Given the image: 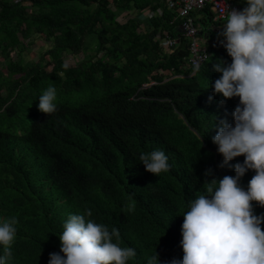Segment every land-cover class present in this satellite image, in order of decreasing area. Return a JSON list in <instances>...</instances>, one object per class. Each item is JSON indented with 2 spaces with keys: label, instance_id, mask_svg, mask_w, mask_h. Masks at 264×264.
Returning <instances> with one entry per match:
<instances>
[{
  "label": "trees",
  "instance_id": "16d2710c",
  "mask_svg": "<svg viewBox=\"0 0 264 264\" xmlns=\"http://www.w3.org/2000/svg\"><path fill=\"white\" fill-rule=\"evenodd\" d=\"M121 12L131 17L120 22ZM176 17L164 0H0V218L19 219L12 264H48L69 214L89 209L90 219L119 230L122 247L136 249L128 264L183 258L188 202L245 158L221 168L212 142L214 124L232 123L239 104L208 88L221 75L215 64L231 63L214 35L226 21L215 22L210 6L196 15L213 44L193 73ZM165 37L174 45L164 47ZM38 40L48 48L27 59ZM49 85L58 108L47 115L38 99ZM155 149L171 165L159 176L139 159Z\"/></svg>",
  "mask_w": 264,
  "mask_h": 264
},
{
  "label": "clouds",
  "instance_id": "9594fccd",
  "mask_svg": "<svg viewBox=\"0 0 264 264\" xmlns=\"http://www.w3.org/2000/svg\"><path fill=\"white\" fill-rule=\"evenodd\" d=\"M244 2L246 7L241 10L228 11L220 33V43L231 63L221 59L215 64V71L221 75L214 84L209 82L208 88H214V96L224 98L222 103L239 98L233 122L224 118L213 126L216 135L212 142L223 157L219 166L231 167L229 162L240 156L245 159L234 165V176L206 182L205 194L188 202L181 229L183 258H173L169 264H264V214L257 215L253 207V202L264 207V0ZM157 13L163 14L162 10ZM178 20L184 38L183 22L175 18ZM203 33L201 30L202 48L208 59L207 50L213 42ZM203 65L201 60L194 61L193 73L200 72ZM57 98L56 87L49 85L39 96V110L47 115L55 113ZM139 159L146 171L156 176L171 168L162 149L141 153ZM249 170L255 175L245 188L241 179ZM212 174L211 169L205 173ZM91 216L90 209L69 214L58 236L60 253H51L48 264H128L135 258V248L119 243L118 229L110 231ZM18 224L17 216L0 218V264H12ZM149 264H160L157 254Z\"/></svg>",
  "mask_w": 264,
  "mask_h": 264
},
{
  "label": "built area",
  "instance_id": "2783aa9c",
  "mask_svg": "<svg viewBox=\"0 0 264 264\" xmlns=\"http://www.w3.org/2000/svg\"><path fill=\"white\" fill-rule=\"evenodd\" d=\"M170 11L176 13L184 27V39L189 43L191 62L201 60L202 65L207 59V54L202 48V36L200 23L195 19L196 15L210 6L215 13L214 21L227 19L228 11L235 8L241 10L245 6L244 0H165ZM202 37V38H201ZM162 40L164 47L174 45V41L168 37Z\"/></svg>",
  "mask_w": 264,
  "mask_h": 264
},
{
  "label": "rangeland",
  "instance_id": "374dc122",
  "mask_svg": "<svg viewBox=\"0 0 264 264\" xmlns=\"http://www.w3.org/2000/svg\"><path fill=\"white\" fill-rule=\"evenodd\" d=\"M141 17H143V19H145V18H144L145 15H143V16H141ZM220 33H221V32H214V35H215L216 37H222V36L220 35ZM46 48H48V45H46V43H44L43 40H38L37 44L33 46V49H32V50L30 49V52H29V55H28V58H27V59L32 60V59H34L35 57H39V56H41V55L45 52ZM12 57H13L14 59H17V54H16V52L12 54ZM0 61H2V63H4V60H3L2 58H0ZM4 64H5V63H4ZM0 68H1V67H0Z\"/></svg>",
  "mask_w": 264,
  "mask_h": 264
},
{
  "label": "crops",
  "instance_id": "0c3cea01",
  "mask_svg": "<svg viewBox=\"0 0 264 264\" xmlns=\"http://www.w3.org/2000/svg\"><path fill=\"white\" fill-rule=\"evenodd\" d=\"M152 15H153V11L150 9V10H148V11L146 12V16H145L144 18L150 21ZM119 16H120V17L118 18V20H119L120 22H122V21L126 20L127 18L131 17V14H128V13H126V12H121V13L119 14ZM136 16H137V15H136Z\"/></svg>",
  "mask_w": 264,
  "mask_h": 264
},
{
  "label": "bare ground",
  "instance_id": "6f19581e",
  "mask_svg": "<svg viewBox=\"0 0 264 264\" xmlns=\"http://www.w3.org/2000/svg\"><path fill=\"white\" fill-rule=\"evenodd\" d=\"M114 17V16H113ZM84 53V52H83ZM95 170V169H94ZM95 172V171H94Z\"/></svg>",
  "mask_w": 264,
  "mask_h": 264
},
{
  "label": "water",
  "instance_id": "95a60500",
  "mask_svg": "<svg viewBox=\"0 0 264 264\" xmlns=\"http://www.w3.org/2000/svg\"><path fill=\"white\" fill-rule=\"evenodd\" d=\"M182 30H183V29H182ZM182 30H181V31H182Z\"/></svg>",
  "mask_w": 264,
  "mask_h": 264
}]
</instances>
